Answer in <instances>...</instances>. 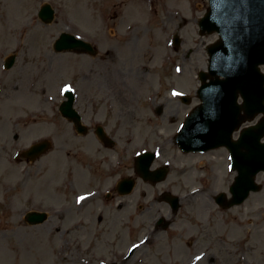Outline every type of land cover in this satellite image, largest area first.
I'll return each mask as SVG.
<instances>
[{
  "label": "rangeland",
  "instance_id": "rangeland-1",
  "mask_svg": "<svg viewBox=\"0 0 264 264\" xmlns=\"http://www.w3.org/2000/svg\"><path fill=\"white\" fill-rule=\"evenodd\" d=\"M44 3L56 10L49 24L38 17ZM209 5V0H0V264H103L126 257L134 245L139 247L126 264H264V188L240 205L234 218L235 207L222 209L216 202L219 193L229 194L227 188L211 198L187 197L204 181L193 186L186 177L190 169L169 164L188 168L204 160V174L227 170L225 147L199 152L197 161L175 158L181 150L175 135L199 100L198 72L207 70V46L219 38L200 34L199 20ZM63 31L90 41L99 54L56 52L51 46ZM13 53L16 63L7 70L4 60ZM65 85L76 90L80 111L85 103L94 104V111L104 105L98 115H105L110 107L94 102L105 97L114 114L117 106L130 111L111 121L121 139L113 150L102 151L104 158L94 138L75 133L59 113ZM184 93L190 103L182 101ZM41 139L53 142L49 153L35 162L16 161L17 149ZM145 150L160 152L152 169L167 165L164 180L152 183L136 173L134 157ZM105 158L107 165H101ZM87 159L92 167L84 165ZM113 163L112 181H102L100 170ZM99 166L93 179L90 170ZM19 176L26 183L21 185ZM124 176L135 177L136 186L119 195L115 185ZM140 183L150 189L141 196L147 200L142 208L136 196ZM167 191L180 199L176 211L162 197ZM30 210L48 211L49 218L30 225L22 217ZM161 218L172 224L155 225ZM237 221L243 230L234 228ZM139 225L160 232L148 234L135 229ZM223 227L224 235L218 232Z\"/></svg>",
  "mask_w": 264,
  "mask_h": 264
},
{
  "label": "water",
  "instance_id": "water-1",
  "mask_svg": "<svg viewBox=\"0 0 264 264\" xmlns=\"http://www.w3.org/2000/svg\"><path fill=\"white\" fill-rule=\"evenodd\" d=\"M211 6L205 17L200 21L201 32L218 31L220 39L208 47L211 64L210 72H202L203 85L199 89L203 104L198 106L185 122L177 142L185 150L208 149L227 145L234 151L236 168L239 169L237 181L232 186L234 197L227 203L232 205L241 202L251 188L256 189L254 175L264 169V118L257 124L242 131V140H232V133L247 118H254L264 113V74L259 64L264 63V0H210ZM40 16L45 21L54 17V9L44 4ZM179 42V39L177 40ZM57 50H78L94 52L93 46L73 34L62 33L56 41ZM15 56L8 59L7 67L14 63ZM219 74L224 78L219 77ZM211 76L210 81H206ZM239 94L244 98L238 103ZM68 100L61 105L62 113L77 123L80 115L74 109V95L67 91ZM246 115H242V110ZM246 141V151L243 143ZM48 142H42L33 149L40 154L47 148ZM253 157V159L250 158ZM154 153L147 152L137 157L136 167L145 178L153 181L166 177L167 169L151 171L150 165ZM256 163L259 166L246 173L240 162ZM262 164V165H261ZM135 181L124 179L119 185L120 192L132 190ZM245 187V188H244ZM174 208L178 207V198L166 193ZM221 195L220 201L223 202ZM45 212L30 211L27 219L35 224L46 219Z\"/></svg>",
  "mask_w": 264,
  "mask_h": 264
},
{
  "label": "flooded vegetation",
  "instance_id": "flooded-vegetation-1",
  "mask_svg": "<svg viewBox=\"0 0 264 264\" xmlns=\"http://www.w3.org/2000/svg\"><path fill=\"white\" fill-rule=\"evenodd\" d=\"M2 66V62H0V70H2L1 68ZM2 79H0V93L2 91ZM113 91L115 92V87H113ZM106 98V97H105ZM108 98H111L110 97V94L108 93ZM97 101H94L96 102V104H99V102L101 103H106V106L107 108L110 107V110L111 111H107L105 112V115H104V112H102L100 115H98L100 113V108H103L105 107L104 105H98L99 107H97L96 105V108L94 110L90 109L92 107H95L94 104H90L88 103V106L87 104L85 103L84 105V108L82 109V121L84 122L85 126H86V130H85V133L83 134H80L79 131L77 130V127L76 125L74 124V122L72 121H69L71 123V128H73V130L75 131V133L81 135V136H84V137H93L94 140H95V148H96V151L98 152L99 156L101 158H104V156L102 155V151L103 150H113L117 145H119V140L121 139L120 136H121V133H120V130H119V127L116 126L114 127L111 123V121H116V120H122L123 118V114H126L124 118L127 117V115L130 113V111H128V108L125 106L126 110L124 111L122 108L124 107H121V109H119V106H117L115 108V114H114V110H112V108H114V105H112V102H110V104L108 105V100H105V99H96ZM93 101V100H91ZM110 101V100H109ZM109 113V114H108ZM112 116H115L114 120L112 119ZM108 117V118H107ZM97 119V120H96ZM104 121L105 124H101V122ZM102 125L105 130L107 131L108 133V138H102L98 133H97V128L98 126ZM111 138V139H110ZM111 153V152H110ZM110 153H107V154H110ZM106 159V158H105ZM109 160L106 159L105 163H102L101 165L103 164H106ZM86 162V163H85ZM85 166L86 167H92L91 164H89L91 161H87L85 160ZM107 165V164H106ZM104 165V166H106ZM100 167L99 166V169L97 170H90V169H86L84 167V170L87 171V170H90V172L92 173V178L95 179L96 177H99V170H100ZM100 174H101V170H100ZM23 183V182H22ZM102 217H100L101 219ZM102 220V219H101ZM135 250L134 249L133 251H131L129 253V255H127L126 257H122L121 259H113L111 261H107L108 263H111L113 262L114 264H126L128 262V260H130L133 256V254L135 253ZM113 255H116V253H114ZM178 255H181V252H178ZM182 256V255H181ZM243 256L245 257V252H243ZM140 264V262H139Z\"/></svg>",
  "mask_w": 264,
  "mask_h": 264
},
{
  "label": "bare ground",
  "instance_id": "bare-ground-1",
  "mask_svg": "<svg viewBox=\"0 0 264 264\" xmlns=\"http://www.w3.org/2000/svg\"><path fill=\"white\" fill-rule=\"evenodd\" d=\"M168 127V126H167ZM164 127V128H167ZM180 154L176 155L175 158L178 157L179 160H187V161H197L201 156L200 153H191V152H183L180 151ZM208 153V152H206ZM205 153V154H206ZM113 160V159H112ZM114 161V160H113ZM207 162H204V160H201L200 162L194 163V164H189L188 168L182 164L179 165L175 162H172L169 164L171 165V167H173V169L178 170V171H188L189 169L191 170L190 172L187 173L186 177H187V181L189 183H194L193 186L197 185V183L199 181L203 182L204 184L202 186H198V187H193L192 190L189 191V195L187 197H191L193 195H197V194H201V195H205L208 197H214V195L217 193L219 188H224L227 186L228 184V178H229V172L223 168H219L218 170H215L213 172H211V174H204L202 171L203 169L206 168ZM114 165V163H113ZM112 166V164L110 165ZM115 170V169H114ZM113 172H110V174H108V177L110 178V180L113 178ZM162 188H168V184H165ZM149 187L144 185V184H138L137 188H136V196L138 197V195H140V197L138 198L137 202L139 203V205H141L140 208H142V205L146 204L147 200H144L141 196H146L147 195V191H149ZM253 197H256V195H254ZM149 204H152L151 202ZM222 208V207H221ZM141 210V209H140ZM239 211V206H236L233 211H232V217L236 218L235 216L237 215ZM169 216V215H168ZM162 217H164V215H162ZM241 221H237V224H234V228L237 227L241 230H243V225L244 223H240ZM242 224V227H241ZM237 225V226H236ZM137 228H141V230L146 231V233L148 234H155L160 232L159 228L155 227L154 229L151 228H143L141 225H139ZM233 226L231 228L232 230H237L234 229ZM218 232H222V234H224L225 230L224 227L222 229H220Z\"/></svg>",
  "mask_w": 264,
  "mask_h": 264
},
{
  "label": "snow or ice",
  "instance_id": "snow-or-ice-1",
  "mask_svg": "<svg viewBox=\"0 0 264 264\" xmlns=\"http://www.w3.org/2000/svg\"><path fill=\"white\" fill-rule=\"evenodd\" d=\"M64 91H70V89L66 87V88L64 89ZM174 95H175V93H174ZM83 199H84V197H80V200H83ZM77 202H79V200H78ZM197 259H199V257H197Z\"/></svg>",
  "mask_w": 264,
  "mask_h": 264
}]
</instances>
